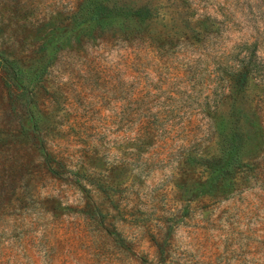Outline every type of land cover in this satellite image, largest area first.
<instances>
[{
    "label": "rangeland",
    "instance_id": "1",
    "mask_svg": "<svg viewBox=\"0 0 264 264\" xmlns=\"http://www.w3.org/2000/svg\"><path fill=\"white\" fill-rule=\"evenodd\" d=\"M81 1L0 0V264H264V129L187 192L250 61L264 126V0H119L154 18L78 36Z\"/></svg>",
    "mask_w": 264,
    "mask_h": 264
},
{
    "label": "trees",
    "instance_id": "2",
    "mask_svg": "<svg viewBox=\"0 0 264 264\" xmlns=\"http://www.w3.org/2000/svg\"><path fill=\"white\" fill-rule=\"evenodd\" d=\"M154 8L150 4L136 6L119 0H82L80 9L76 12L75 27H80L78 36L111 29H126L132 25H144L154 18ZM190 24V23H189ZM61 40L54 35L48 40L46 47L56 45ZM253 63L246 62L233 73L229 81L228 94L229 109L218 117H213L215 129H218V152L213 155H197L201 164L205 166L208 177L205 181L195 182L188 188V197L200 194H214L216 190L228 192L235 186L236 177L247 166L246 160L254 152L258 142V129H264L262 119L252 105L248 88L252 77ZM221 103V102H220ZM219 103V104H220ZM256 108V109H255ZM43 147V145H42ZM44 149V147H43ZM46 160L50 163L51 154L46 151ZM193 160L196 161L194 157ZM51 165V164H50ZM52 170H55L50 166ZM106 186L101 189L107 191Z\"/></svg>",
    "mask_w": 264,
    "mask_h": 264
}]
</instances>
